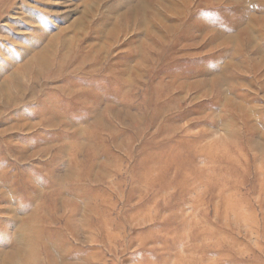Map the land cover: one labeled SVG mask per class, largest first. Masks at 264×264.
<instances>
[{
  "label": "rangeland",
  "instance_id": "rangeland-1",
  "mask_svg": "<svg viewBox=\"0 0 264 264\" xmlns=\"http://www.w3.org/2000/svg\"><path fill=\"white\" fill-rule=\"evenodd\" d=\"M0 264H264V0H0Z\"/></svg>",
  "mask_w": 264,
  "mask_h": 264
}]
</instances>
